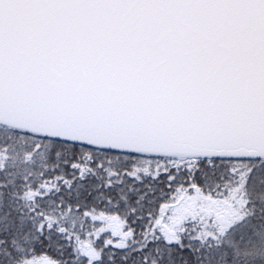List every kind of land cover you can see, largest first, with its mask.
I'll use <instances>...</instances> for the list:
<instances>
[{
	"label": "snow or ice",
	"instance_id": "1",
	"mask_svg": "<svg viewBox=\"0 0 264 264\" xmlns=\"http://www.w3.org/2000/svg\"><path fill=\"white\" fill-rule=\"evenodd\" d=\"M35 2L0 0V41ZM16 104L0 61V264H264V95L186 135L60 115L34 131L5 123Z\"/></svg>",
	"mask_w": 264,
	"mask_h": 264
},
{
	"label": "clouds",
	"instance_id": "2",
	"mask_svg": "<svg viewBox=\"0 0 264 264\" xmlns=\"http://www.w3.org/2000/svg\"><path fill=\"white\" fill-rule=\"evenodd\" d=\"M257 0H36L0 41L18 103L143 132L222 133L264 95Z\"/></svg>",
	"mask_w": 264,
	"mask_h": 264
},
{
	"label": "water",
	"instance_id": "3",
	"mask_svg": "<svg viewBox=\"0 0 264 264\" xmlns=\"http://www.w3.org/2000/svg\"><path fill=\"white\" fill-rule=\"evenodd\" d=\"M15 116H9L7 113L4 114V121L13 126L27 127L34 131H49L57 132L60 129L47 124L38 123L37 119L45 120L51 118L53 115L39 111L33 107L25 104L18 103L15 106Z\"/></svg>",
	"mask_w": 264,
	"mask_h": 264
},
{
	"label": "trees",
	"instance_id": "4",
	"mask_svg": "<svg viewBox=\"0 0 264 264\" xmlns=\"http://www.w3.org/2000/svg\"><path fill=\"white\" fill-rule=\"evenodd\" d=\"M14 127V126H13ZM20 158H23V156H21Z\"/></svg>",
	"mask_w": 264,
	"mask_h": 264
}]
</instances>
